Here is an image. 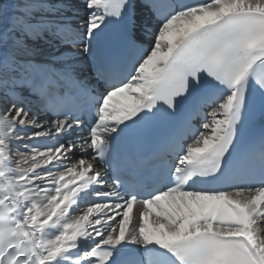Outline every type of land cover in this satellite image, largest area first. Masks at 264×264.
Listing matches in <instances>:
<instances>
[{"label": "snow or ice", "instance_id": "6c2138e0", "mask_svg": "<svg viewBox=\"0 0 264 264\" xmlns=\"http://www.w3.org/2000/svg\"><path fill=\"white\" fill-rule=\"evenodd\" d=\"M0 264H264V0H0Z\"/></svg>", "mask_w": 264, "mask_h": 264}, {"label": "bare ground", "instance_id": "6f19581e", "mask_svg": "<svg viewBox=\"0 0 264 264\" xmlns=\"http://www.w3.org/2000/svg\"><path fill=\"white\" fill-rule=\"evenodd\" d=\"M134 215H135V213H134Z\"/></svg>", "mask_w": 264, "mask_h": 264}]
</instances>
